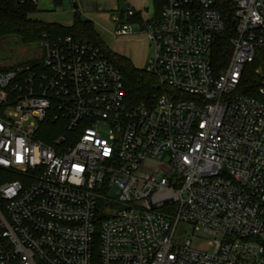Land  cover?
I'll use <instances>...</instances> for the list:
<instances>
[{
	"label": "built area",
	"instance_id": "1",
	"mask_svg": "<svg viewBox=\"0 0 264 264\" xmlns=\"http://www.w3.org/2000/svg\"><path fill=\"white\" fill-rule=\"evenodd\" d=\"M118 1L126 37L141 14ZM230 1L219 74L216 0L141 16L149 103H130L102 50L69 36L44 34L41 63L0 71V264H264L263 67L257 97L236 93L264 51V0ZM180 224L215 240L177 246Z\"/></svg>",
	"mask_w": 264,
	"mask_h": 264
},
{
	"label": "trees",
	"instance_id": "2",
	"mask_svg": "<svg viewBox=\"0 0 264 264\" xmlns=\"http://www.w3.org/2000/svg\"><path fill=\"white\" fill-rule=\"evenodd\" d=\"M153 2L156 14L159 16L165 0H153ZM53 3L59 6L62 0H53ZM216 8L225 25L224 33L212 55L213 67L219 74L227 67L233 51L230 40L236 37V20L234 18L235 8L230 0H216ZM37 12V5L31 0H0V41L16 39L22 46H39L43 35L47 34L53 38L69 36L90 42L99 47L106 58L119 69L130 103L139 105L150 102L154 94L153 87L158 83L157 78L144 70L137 69L128 58L111 51L96 32L93 23L86 20L79 11L75 12L73 25L70 28L32 19L31 15ZM34 63H41V60L36 59L24 65ZM260 67L264 69L263 50L257 52L256 61L246 67L241 84L236 91L237 94L257 97L262 78L256 75L255 71Z\"/></svg>",
	"mask_w": 264,
	"mask_h": 264
},
{
	"label": "rangeland",
	"instance_id": "3",
	"mask_svg": "<svg viewBox=\"0 0 264 264\" xmlns=\"http://www.w3.org/2000/svg\"><path fill=\"white\" fill-rule=\"evenodd\" d=\"M130 2L137 10L142 11L143 19L151 20L156 17V9L151 0H130ZM36 5L38 12L31 15L32 19L64 28L72 27L74 14L79 11L86 20L93 23L96 32L111 51L128 58L132 63L133 54L143 55V62L133 65L139 70L145 69L148 55L152 52V45L141 27L132 24L135 33L128 37L115 35L113 16L117 14L115 9L120 6L118 0H62L59 6H55L53 0H37ZM41 56V48L37 45L22 46L16 39L0 41V71L17 65L24 66L27 62L40 59ZM2 176L0 182L8 180L5 175ZM113 194H116L115 190ZM187 240L192 242L193 249H207L208 242L215 238L207 236L202 231L196 232L190 225L180 224L176 230L174 244L183 246Z\"/></svg>",
	"mask_w": 264,
	"mask_h": 264
},
{
	"label": "crops",
	"instance_id": "4",
	"mask_svg": "<svg viewBox=\"0 0 264 264\" xmlns=\"http://www.w3.org/2000/svg\"><path fill=\"white\" fill-rule=\"evenodd\" d=\"M152 2H153V0H151ZM153 4H154V2H153ZM155 6V5H154ZM139 11V10H138ZM140 14H141V16L143 17V13H142V11H140ZM141 16H138V18H136V19H133V20H131V23L132 24H137V25H139L140 26V24H139V22L141 21ZM157 14H156V17L154 18V19H151V20H146V21H154V20H156L157 19ZM145 20V19H144ZM141 27V26H140ZM141 29H142V27H141ZM143 31V30H142ZM134 33L135 32H133V30H132V33L130 34V35H128V36H131V35H134ZM128 36H126V37H128ZM128 41V40H127ZM150 44H151V42H150ZM152 45V44H151ZM152 48V52H151V54H149L148 55V58H147V63H148V61H149V59H151L152 57H153V54H154V50H153V46L151 47ZM128 57H130V56H128ZM131 59H132V61H133V63L135 64V63H137V64H141L142 62H143V55H137V54H133V56H131ZM147 65V64H146Z\"/></svg>",
	"mask_w": 264,
	"mask_h": 264
}]
</instances>
